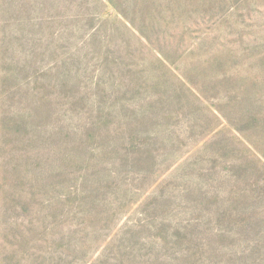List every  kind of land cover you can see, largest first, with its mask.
Here are the masks:
<instances>
[{
    "label": "rangeland",
    "instance_id": "rangeland-1",
    "mask_svg": "<svg viewBox=\"0 0 264 264\" xmlns=\"http://www.w3.org/2000/svg\"><path fill=\"white\" fill-rule=\"evenodd\" d=\"M0 264H264V0H0Z\"/></svg>",
    "mask_w": 264,
    "mask_h": 264
}]
</instances>
